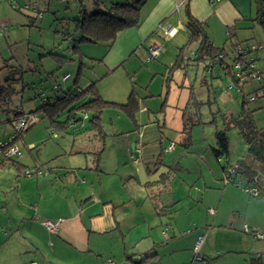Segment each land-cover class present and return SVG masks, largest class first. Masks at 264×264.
I'll return each mask as SVG.
<instances>
[{
  "label": "crops",
  "instance_id": "1",
  "mask_svg": "<svg viewBox=\"0 0 264 264\" xmlns=\"http://www.w3.org/2000/svg\"><path fill=\"white\" fill-rule=\"evenodd\" d=\"M187 2L191 14L204 23L212 44L224 49L223 54L226 61L231 62L233 44L236 42L264 43L263 41L257 42L256 23L264 28L258 20V11L254 18L252 8L248 12L246 7H241L235 0H147L142 7L141 23L120 32L110 47L106 44L94 43H84L80 46L83 63L85 59L94 60L106 68L102 76L88 80L86 87L91 82H98L109 75L121 66L122 60L129 59L128 57L139 49H144L146 52L153 43H162L163 49L160 57L164 59L167 56L169 62L174 65L177 61V58L174 59L175 54H172L163 44V39L159 38H164V41L168 40L172 43L171 45L178 47L180 32L187 33L189 36L185 27L186 18L182 14L185 13V8L183 10L182 7ZM163 27L177 28V33L174 36H168L162 31ZM234 38H237L236 42L233 41ZM229 39L231 43L228 45ZM261 53L262 51H258L253 54L254 58H257V65L258 61L263 59ZM227 57L231 59L228 60ZM206 62L205 59L197 62L195 66L190 67L189 65V68L183 70L181 76L183 83L189 81L192 88H195L198 80L200 84L203 83L208 87L202 96L206 97L209 105L213 103L216 107L209 106L205 109L207 113L203 111V114H209V110L216 111L212 120L216 127L224 129L225 127L221 125L219 127L218 120L224 121L229 114L233 116V120L237 119L244 108V99L249 101L247 96L255 94L256 99L260 94L264 96V82L254 83L256 80H251L244 85L232 87V77L221 65L215 66L213 71L209 72L204 68ZM29 69L32 71L31 68ZM192 69L198 70L191 72ZM46 72L50 71L46 70ZM70 77L71 73L68 72L63 78L64 87L67 89L76 81L75 77L74 81L69 83L68 78ZM168 78V90L170 91V77ZM80 81L79 87L85 88V86L82 87ZM3 83L5 84V81ZM226 84L230 88L225 87ZM247 84L253 87V90L246 93V87L249 86ZM32 87L35 85L31 83L28 89ZM232 88H237V93L232 92ZM162 94L163 92L157 95L152 93L151 97L146 94V97L138 99L140 111L136 118L142 127L146 126L143 128L145 129L144 140L141 146L140 140H136L121 147L126 153L124 158L128 154L132 155L135 158H133L135 165L144 166L148 175H158L157 179H147L143 183L138 182V179L135 181L139 188L145 187L150 193L141 195L140 192L132 189L131 192L127 189L128 193L124 191L136 179V176H141V170L132 166L130 170L127 167L122 168L121 164L126 165L122 160L112 166L109 165L108 168L111 169H106V171H103L99 165L98 169L95 168L93 165L95 157H92L91 165L88 158L84 163H78L79 158L73 160V157H82L91 150L90 147L85 149L76 146L74 139L71 143L56 144L50 160L33 157V161L28 162L20 159L18 161L21 169L14 166L19 176H24V169L33 168L39 171L35 174H52V178L47 183L41 177L36 179V185L31 189L28 183L17 180V191L10 189L1 191L4 201L0 202V264H31L32 262L39 264H106L109 259L114 260L116 264H134V261L139 260L141 256L154 251L157 256L145 264H232L233 255L245 253L252 256L250 264H264V239L254 236L252 238L250 234V236L246 234L242 221L231 213L232 209H228V201L235 202L236 198L233 208L244 214V224H248L252 231L264 234V198H250L233 188L224 187L222 191L219 190L215 198L210 199V202H206L202 197L197 204L195 198L192 197L194 192L191 189L187 191V195L185 193L179 197L178 195L170 196L172 205L165 206L164 204L162 205L164 209L158 207L159 198L168 197L170 193H174V183L177 177L174 169L175 162L172 160L166 162L163 158L164 154L168 151H176L179 145L189 151L193 140V135L190 138L191 134H187L188 130L184 126L186 111L182 109L183 112L181 110L177 113H168V97L162 100L163 103L157 107V111L152 112L153 121L150 120V108L144 98L160 97ZM100 95L102 96L101 93ZM188 98L190 99L189 96ZM106 100L118 102L116 99ZM35 108L37 107H28V110ZM144 108L146 110L142 111ZM260 109H264V100L260 103ZM249 111L254 117L255 111ZM6 112V114L0 113V122L6 121L11 127L14 114L12 116L8 113L9 111ZM195 119L198 121L197 117ZM83 124L84 120L72 126L80 125L83 128ZM104 129L107 134L105 126ZM11 133L10 129L6 135L9 136ZM20 138L24 140V137ZM164 139L168 141L166 146L163 143ZM204 139L207 141L209 137L205 136ZM32 142L29 153L33 156V148H38L41 152L42 146L41 143L36 144L38 141ZM172 142L175 143V147L168 149ZM42 145L45 147L46 144ZM100 147L101 145H98L97 148ZM209 148L213 150L214 147ZM238 160L231 161L229 158L227 162L236 163ZM158 161H161L160 164L157 163ZM6 165L8 164L0 161V168L4 169ZM221 166L223 171V164ZM148 167H151V170H148ZM163 167L167 170L161 171ZM94 170L99 171V174L96 175ZM168 171L174 173V179L171 190L164 193L163 187L156 182L160 180L162 173ZM102 173L105 175L101 176ZM238 178L244 180V183L248 181L244 176L239 175ZM183 181L188 184L186 179ZM260 185L264 187V181L261 180ZM135 187L138 189L137 186ZM186 197L193 201L188 202L187 208L182 209L184 216L178 214L177 217L174 213L175 208ZM140 199H149L146 203L148 210L144 211L146 205L143 203L142 207ZM133 203L135 210H132ZM212 204L216 207H211ZM210 209L215 210V213H210L208 211ZM194 210H197L198 215L193 214ZM46 220H59L58 232L48 230L44 225ZM202 230H206L208 241L204 240L200 248V254L204 259L197 260L194 247ZM220 249L228 253L223 255Z\"/></svg>",
  "mask_w": 264,
  "mask_h": 264
},
{
  "label": "rangeland",
  "instance_id": "2",
  "mask_svg": "<svg viewBox=\"0 0 264 264\" xmlns=\"http://www.w3.org/2000/svg\"><path fill=\"white\" fill-rule=\"evenodd\" d=\"M113 1L115 0H0V80L5 81L9 78V75H11L14 80L10 81V83L14 84L15 91L20 89L24 90L21 88L23 81L28 84L31 82L35 85V87H32L31 89H25L24 93H9L2 96V98H0V113L9 111L8 113L13 116V109L20 104L25 111H28V107H38L41 104V100L37 96L44 95L46 97H51V95L55 94L57 91H54L53 89V85L56 83L63 88L65 85L63 78L66 77V73L68 72L71 73V77L68 78L69 83H72L78 72V67L82 65L78 55H72L71 51L68 49L69 34H75V20L81 15V13H90V11L96 9L97 6H100L103 9H108ZM235 1L241 7H246L248 12L250 11V8H252L253 17H256L259 7L258 0ZM34 2L37 4L38 11H34L25 6L27 4H33ZM95 2L98 4H95ZM18 5L21 6L20 9L18 8ZM82 9H84L85 12H83ZM182 9L184 10V7H182ZM39 11H41L42 17L38 16ZM182 14L184 15V18H186L185 13ZM256 34L257 42H264V28L259 23H256ZM159 39H163V44L166 45L172 54H175V59L177 58L179 48L187 43L189 36H187V33L183 34V32H180L178 47L171 45L172 43L168 40L164 41V38ZM236 39L237 38H234L233 41L236 42ZM228 41L229 43L227 44L229 45L231 43L230 39ZM252 44L256 43L252 42ZM197 45L198 44H191L185 51V54L197 49ZM144 51V49H139L132 54L133 56H129V59H124L125 61L122 60L121 66L117 67L109 75L102 78L97 84L100 89L98 91H100L105 99H116L118 102L126 101L132 90L136 91L139 97L138 99H140V97H146V94L152 95L153 93L154 95H157L163 92L160 97L155 96L154 98H144L150 108L151 121H153L154 117L152 112L157 111V107L161 106L163 103L162 100L164 101L166 97H168L167 99L169 101L168 113H177L182 109L186 111L184 126L188 130L187 134H191L190 136L193 135V140L189 151L184 150V148L179 145L176 151L172 150L168 151L169 153L167 152L164 154L163 158L166 162H170V160L175 162L174 169L177 177L174 183V193H170L171 195L169 194L168 197L162 196L161 199L159 198L157 200L158 207L164 209L165 207L162 208V205H172L170 196L178 195L179 197L183 196L185 193L187 195L191 189L194 192L192 197L195 198L196 203L201 201L202 197H204L206 202H210V199L215 198L219 190L222 191L224 187L227 189L233 188L246 194L250 198H264V195L252 197L235 183H225L224 170H221V164H225L227 160L223 159L219 162V159H217L214 154V150L209 148L210 146H216L215 132L217 127L212 120L214 119V113L216 111L209 110V114H206L207 112L205 111L209 106L216 107V104L213 103L209 105L206 101V97L202 96L204 91L208 90V87L203 83L200 84L199 80L198 83H196L195 88L191 87L189 81L184 84L181 75L185 68L182 63H178L174 67L173 63L169 62L167 56L164 59L161 57L157 59H149L146 57V52ZM51 52H55L62 56L73 57L75 61H67L63 64H59L57 61L53 60ZM261 56L263 59L260 62L258 61V67L263 71L264 51H262ZM227 59L230 60L231 58L227 57ZM29 68H31L32 71ZM200 69L202 70V68ZM46 70L50 72L53 71L54 75H48L50 72L47 73ZM193 70L194 69H192L191 72L197 71L198 69ZM104 71H106V68L97 61L85 59L82 65L80 84L83 85L82 87H86L88 80H93L98 76H102ZM168 77H170V91L168 90ZM257 81L258 83L264 82V78L256 80L254 83H257ZM225 87H228V85L226 84ZM237 90V88L231 89L232 92L236 93ZM251 90H253V87L250 85L246 87V93ZM191 92H193V94ZM200 96L202 98H196ZM263 98L264 96L260 94L256 100L248 101L247 107L249 110L255 111V125L258 129L264 131V109H260V103L264 100ZM188 100H190V102ZM143 110L146 109L144 108L142 111ZM203 111L206 113L203 114ZM81 116H84V114L82 113ZM228 116L229 117L225 118L224 121L218 120L217 124L219 127L221 125L225 127V129H228V136L231 142L230 160L236 161L245 156L248 160H251V157L247 153V143L243 138L239 127L235 124L236 119L233 120V116H230V114ZM196 117L198 118V121H196ZM64 118H66V113H63L60 117V119ZM102 123L108 133L107 136H104L105 139L103 138L106 143V150L100 153L103 155L101 160H99V148L97 147L98 145H101L100 143H102L103 140L99 137L97 132V134L93 132L94 130L92 129V124L89 118L84 117L83 128L79 125L76 127L69 126L66 130H62L61 128H50V120L43 114L40 115V120L37 123L30 126L22 133L24 140L18 138L17 142L21 154L17 155L15 159H22L28 162L33 161V157L36 159L50 160L53 157V149L56 147V144L64 142L71 143L74 139L76 146L85 149L90 147L91 150L90 152L83 154L82 157H73V160L79 158L80 160H78V163H84L86 160L90 159L91 165L93 160L92 157H95L93 165L96 169H98L99 165L103 171L111 169L108 168L109 165L112 166L117 163V161L119 162L122 160L126 163V165L121 164L122 168L127 167L128 170H130V167L132 166L133 168L138 167L141 170V176H136V179H134L133 182L129 184L130 186L126 187L124 191L127 192L128 189V191L131 192L132 189L133 191L140 192L141 195L150 193L145 187L139 188L135 181L138 179V182L143 183L147 179H157L158 175H148L144 166L141 164L135 165L133 162L134 156L132 157V155L128 154L127 157L124 158L126 153L121 148L136 140H140L139 144L141 146L145 133V129L143 128H146V126L142 127L139 122H133L123 111L114 106H108L104 109ZM10 129L11 131H14L13 125L10 127L6 121L0 122V138L6 139L8 135H6V133ZM205 136L209 137L207 140L208 142L204 139ZM24 141L26 143H24ZM32 141H38L36 144L41 143L42 146L41 152L38 148H33V156L29 153V148L33 145L30 144ZM167 142V139L163 140L165 146ZM43 143L46 144L45 147L42 145ZM131 154H133V152ZM182 154L183 156L181 157ZM84 155H87L88 157H85ZM234 163L235 162H233V164ZM165 170H167V168L163 167L161 171ZM94 172L96 175L99 174V171L94 170ZM41 174L19 176L16 167L9 164L6 165L4 169L0 168V202L4 201L1 192L2 190L10 189L14 192L18 190L17 180L26 184L28 183L31 189V187L33 188V186L36 185V179L41 177L42 180H45L47 183L50 178H52V174H46L47 176ZM103 175L105 174L102 173L101 176ZM238 177L239 175L235 176V180L241 179ZM184 179L188 181V184L184 183ZM241 181H243V183L245 182L242 179ZM132 184L134 186H131ZM135 186H137L138 189H136ZM46 187H49V185H46ZM141 195L139 196L143 197ZM140 200L142 201V207L143 203L146 205V203L149 202V199ZM191 201L193 200L191 198L187 199V197L182 199L181 203L175 208L176 211L174 213L177 217L178 214L184 216L182 209L187 208V203H191ZM228 202V209H232L231 213L242 221L244 229V214L236 210V208H233L235 207L233 203L236 202V198L235 202L232 200H229ZM133 205L132 210H135L136 207ZM208 206L209 205H207V207ZM211 207L216 206H213L212 204ZM144 208V211L148 210V205H146V207L144 206ZM250 209L251 208L249 207V210ZM197 210H194L193 214H195V216L196 214L198 215ZM208 211L212 214L215 213V210L212 209ZM212 218L213 216L211 219ZM201 234H204V240L208 241L206 230L200 231L199 235ZM254 234L251 233V237L254 236ZM219 251H222L223 255L228 253L226 250L220 249ZM219 254H221V252ZM233 258L234 261L231 262L232 264H250L252 256L249 253H245L243 255H233Z\"/></svg>",
  "mask_w": 264,
  "mask_h": 264
},
{
  "label": "trees",
  "instance_id": "3",
  "mask_svg": "<svg viewBox=\"0 0 264 264\" xmlns=\"http://www.w3.org/2000/svg\"><path fill=\"white\" fill-rule=\"evenodd\" d=\"M146 2L147 0L113 1L109 5L108 9H103L100 6H97L96 9L90 11V13H81V15L75 20V34H69L68 49L71 51L72 55H78L80 63L83 65V57L80 54V46L84 43H94L106 44L108 47H110L117 39L120 32L136 27L141 23L142 7ZM258 2V20L261 24L264 25V0H258ZM95 4L98 3L95 2ZM184 8L186 16L185 27L189 32V39L186 44L179 48L177 61L173 66L175 67L178 63H182L183 67L187 69L189 68L190 64L195 65L197 62L206 59L207 62L204 68L205 70H207L208 61L216 59L220 54H223L224 49L215 47L212 44L204 23L191 14L188 2L184 5ZM82 11L85 12L84 9H82ZM38 16L42 17L41 11H39ZM240 43L249 42L241 41ZM191 44H198L197 49H195L197 58L193 62H191L190 59L187 58V54H185V51ZM151 46H149L146 50V57H148V49ZM204 54H206V56ZM160 55L157 58H159ZM51 56L59 64H63L67 61H75L73 57L62 56L55 52H51ZM224 58L221 60V64H229L230 62L226 61ZM256 60L257 58H255V61ZM82 65L78 68L76 81L73 86L67 89L65 87H60V85L57 83L54 84L53 89L54 91L57 90L55 94H53L51 97L38 95V97H40L41 104L35 109L28 110V112L41 113V115L43 114L47 116L50 120V128H61L62 130H66L74 123H80L82 120H84V117L89 118L92 124V129L95 131V133H98L99 137L102 140L105 135L107 136L102 123V114L106 107L114 106L119 108L125 113L126 116H128L133 122L136 123V115L140 110V104L138 100L139 97L136 91L132 90V92L129 94L128 100L125 103H119L104 99L98 91L97 81L91 82L85 88H80L79 81L82 75ZM227 73L232 77V87L234 85H244L245 83L251 81L248 80L246 82H240L235 78L232 72L228 71ZM48 75L53 76L54 72L48 73ZM263 78L264 74L262 75L261 79ZM13 80L14 78L11 75H9V78L5 80V84L2 80H0V98L9 93H24L25 89H28L31 84L23 81V85L21 86V88L24 90L20 89L18 91H15L14 84L10 83V81ZM256 97L257 96L255 95V98ZM247 103L248 100L244 99V108L241 112V115L235 120V124L239 127L240 132L247 143V153L251 157V160H248V158L245 156L244 158L239 159L236 163L238 164L237 174L240 176H244L250 181H253L257 175L262 173L264 174V131L256 127L255 119L249 109H247ZM19 110L27 112L22 108L21 104L16 106L13 110L14 118L12 119V125H14L15 121L20 115ZM63 113H66V118L60 119ZM82 113L84 114V116H81ZM21 136L22 134H19L17 136V140ZM215 138L216 146L213 148L215 156L217 157V159L221 157L228 160L230 157V138L228 136V129H220L217 127ZM105 145V140H103L98 151L99 160H101L102 154L100 153L104 151ZM15 158L0 161H2L3 164L13 165L21 169L18 159ZM160 162L161 161H158L157 163L160 164ZM225 166L226 163L223 164V169L225 168ZM25 170L26 169H24L23 172ZM148 170H151V167H148ZM261 170H263V172ZM173 179L174 173L168 171L162 173L160 175V180L156 183L163 187L164 193H167L171 190ZM156 256L157 253L155 251L151 252L150 254L141 256L139 260L134 261V264H145L151 259H154Z\"/></svg>",
  "mask_w": 264,
  "mask_h": 264
},
{
  "label": "built area",
  "instance_id": "4",
  "mask_svg": "<svg viewBox=\"0 0 264 264\" xmlns=\"http://www.w3.org/2000/svg\"><path fill=\"white\" fill-rule=\"evenodd\" d=\"M27 8H32L34 11L37 10V4L33 3L30 5H25ZM18 8H21L18 5ZM163 32L168 36H174L177 33V28H162ZM163 49V45L161 43L153 44L148 49V57L149 58H157ZM264 50V43L259 44H251V43H234L233 45V58L231 62L221 64V60L224 58V54H220L216 59H212L208 61L207 70L212 72L214 67L217 65H222L226 72L230 71L238 79L240 82H246L252 79H261L263 75V71L256 64L255 58L253 54L258 51ZM187 58L190 59L191 62L195 61L197 58V53L195 50L189 51L187 54ZM191 66H195L190 64ZM249 101H254L255 95L248 96ZM20 115L18 119L14 123V131L4 140H0V159L7 160L11 158H15L17 155L21 154L20 147L18 145L17 136L22 134L25 130H27L30 126L34 125L40 120L41 113L36 112H23L19 110ZM175 147V143H171L168 149H172ZM135 159V158H134ZM221 161L222 158L219 157ZM137 161V160H135ZM224 170V181L225 183H235L239 187L245 190L248 194L253 197L261 196L264 194V187L260 185V181H264V174H259L255 177L253 181L248 180L247 183H243L241 180H235V176H237L238 164L237 163H226ZM39 172L37 169H26L24 171V175L32 176L33 174ZM60 221H52L46 220L44 225L51 232H58ZM244 231L248 234L255 233L254 237L258 239H264V234L261 232L252 231L247 224L244 225ZM204 234L199 235L194 251L195 258L197 260H203V256L200 254V248L202 243L204 242ZM31 264H39L38 262H32ZM106 264H116V262L112 259H109Z\"/></svg>",
  "mask_w": 264,
  "mask_h": 264
}]
</instances>
